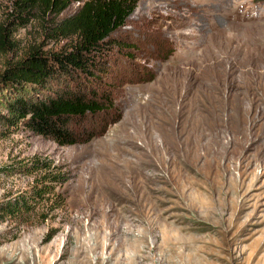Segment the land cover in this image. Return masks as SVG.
I'll list each match as a JSON object with an SVG mask.
<instances>
[{"label": "rangeland", "instance_id": "1", "mask_svg": "<svg viewBox=\"0 0 264 264\" xmlns=\"http://www.w3.org/2000/svg\"><path fill=\"white\" fill-rule=\"evenodd\" d=\"M53 20L14 29L0 75L61 48ZM109 44L104 135L59 145L0 99V264H264V0H139ZM45 173L66 180L6 214Z\"/></svg>", "mask_w": 264, "mask_h": 264}, {"label": "trees", "instance_id": "2", "mask_svg": "<svg viewBox=\"0 0 264 264\" xmlns=\"http://www.w3.org/2000/svg\"><path fill=\"white\" fill-rule=\"evenodd\" d=\"M11 1L12 11L0 18L1 53L14 49V29L34 19L44 23L55 18L47 36L64 44L53 51L33 45L24 57L8 63L0 75V99L12 115L10 120L21 121L35 134L62 146L104 135L123 116L114 99V84L102 85L109 72V39L126 25L139 0H86L76 13L58 21L72 0ZM33 161L34 166L51 169L47 161ZM65 180L61 173H45L27 197L8 201L2 209L20 217L29 212L26 198L41 200L54 192L52 182L58 185Z\"/></svg>", "mask_w": 264, "mask_h": 264}, {"label": "bare ground", "instance_id": "3", "mask_svg": "<svg viewBox=\"0 0 264 264\" xmlns=\"http://www.w3.org/2000/svg\"><path fill=\"white\" fill-rule=\"evenodd\" d=\"M238 19V18H237ZM236 20V19H235Z\"/></svg>", "mask_w": 264, "mask_h": 264}]
</instances>
